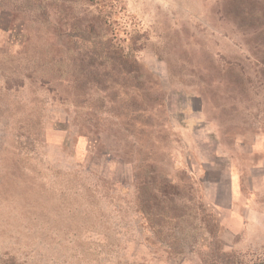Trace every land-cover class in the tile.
<instances>
[{
	"label": "rangeland",
	"instance_id": "1",
	"mask_svg": "<svg viewBox=\"0 0 264 264\" xmlns=\"http://www.w3.org/2000/svg\"><path fill=\"white\" fill-rule=\"evenodd\" d=\"M58 4L0 0V264H264V0H70L92 49ZM152 168L178 254L137 205Z\"/></svg>",
	"mask_w": 264,
	"mask_h": 264
},
{
	"label": "trees",
	"instance_id": "2",
	"mask_svg": "<svg viewBox=\"0 0 264 264\" xmlns=\"http://www.w3.org/2000/svg\"><path fill=\"white\" fill-rule=\"evenodd\" d=\"M94 2V0H89ZM51 2L59 3L55 10L60 14L61 20L65 22H72L70 24V29H74L72 32L70 30L69 36L71 38H78V40H86L90 43V36L93 32V26L91 23L87 22L85 18L79 19L75 18L71 13V7H68V2L70 0H51ZM236 2H233V6ZM237 11V10H235ZM87 19V18H86ZM251 20L253 17L250 18ZM84 25V29L80 30L79 27ZM89 37V38H87ZM88 48L92 49V44H88ZM106 50V49H105ZM110 53V49H108ZM111 54V53H110ZM114 60H125V67H129L127 72H137V64L135 60H128L120 51H115L113 53ZM89 64L91 66L92 50L88 54ZM126 70V69H125ZM138 73V72H137ZM90 77L86 76L84 82L81 81L79 87H83L90 81ZM141 173L137 176L140 179L138 186L136 187V201L139 210L142 211L150 223V227L154 230L158 236L162 235L163 239L170 246V250L173 254H178L180 252V244L177 238H175V231L184 227H187L190 222V212L189 206L186 203L179 204L178 199H180V192L176 185L169 182L166 178L161 177L155 173L152 168L149 172ZM166 231V234H161Z\"/></svg>",
	"mask_w": 264,
	"mask_h": 264
}]
</instances>
